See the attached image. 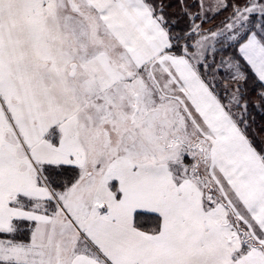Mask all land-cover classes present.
<instances>
[{
    "label": "snow or ice",
    "instance_id": "6c2138e0",
    "mask_svg": "<svg viewBox=\"0 0 264 264\" xmlns=\"http://www.w3.org/2000/svg\"><path fill=\"white\" fill-rule=\"evenodd\" d=\"M254 109L264 0H0V264H264Z\"/></svg>",
    "mask_w": 264,
    "mask_h": 264
},
{
    "label": "trees",
    "instance_id": "16d2710c",
    "mask_svg": "<svg viewBox=\"0 0 264 264\" xmlns=\"http://www.w3.org/2000/svg\"><path fill=\"white\" fill-rule=\"evenodd\" d=\"M223 15L224 14L222 13L221 16L216 17V22H219V20L222 19ZM252 115L255 119V122H256L255 126L257 128H259L260 125L264 124V110L254 109L252 111Z\"/></svg>",
    "mask_w": 264,
    "mask_h": 264
}]
</instances>
